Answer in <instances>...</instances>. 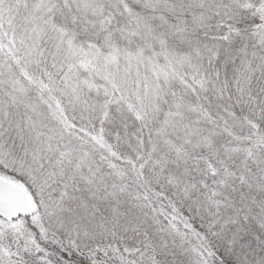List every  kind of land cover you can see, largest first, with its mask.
Here are the masks:
<instances>
[{
	"label": "snow or ice",
	"instance_id": "6c2138e0",
	"mask_svg": "<svg viewBox=\"0 0 264 264\" xmlns=\"http://www.w3.org/2000/svg\"><path fill=\"white\" fill-rule=\"evenodd\" d=\"M0 264H264V0H0Z\"/></svg>",
	"mask_w": 264,
	"mask_h": 264
}]
</instances>
